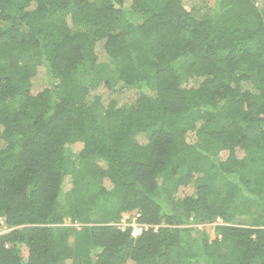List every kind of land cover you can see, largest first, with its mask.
<instances>
[{
    "label": "trees",
    "instance_id": "1",
    "mask_svg": "<svg viewBox=\"0 0 264 264\" xmlns=\"http://www.w3.org/2000/svg\"><path fill=\"white\" fill-rule=\"evenodd\" d=\"M184 1L0 0V264H264V0Z\"/></svg>",
    "mask_w": 264,
    "mask_h": 264
},
{
    "label": "rangeland",
    "instance_id": "2",
    "mask_svg": "<svg viewBox=\"0 0 264 264\" xmlns=\"http://www.w3.org/2000/svg\"><path fill=\"white\" fill-rule=\"evenodd\" d=\"M199 1L200 0H185L184 1V5H185V7L186 8H188V9H190L192 6H194L195 5V7L197 6V4L199 3ZM259 2H262V0H258ZM197 10V7L195 8V11ZM200 12V13H199ZM196 13H199V15L201 14V11H197ZM101 53H103L102 52V50L100 49V48H97V54L98 55H100ZM44 75H45V73L42 71V69L39 71V73H38V75L35 77V79H34V83H36L37 84V82L36 81H38L39 82V80L40 81H43L44 80ZM39 79V80H38ZM37 85H39V84H37ZM193 192V187L192 186H189V187H187L186 189H185V194H191ZM127 215L126 214H124L123 216H122V219H121V221H120V223H119V225L123 228V226L125 225V224H127L126 223V219H127ZM132 222H134V220H132ZM132 225L133 226H135L136 224H134V223H132ZM213 226H214V224H212V225H207V226H203V225H200V226H198V228L199 229H201V228H203L205 231H206V233L209 235V238H210V240H212V239H214V228H213ZM136 233H139L138 232V229H136V228H134L133 229V234H136Z\"/></svg>",
    "mask_w": 264,
    "mask_h": 264
},
{
    "label": "built area",
    "instance_id": "3",
    "mask_svg": "<svg viewBox=\"0 0 264 264\" xmlns=\"http://www.w3.org/2000/svg\"><path fill=\"white\" fill-rule=\"evenodd\" d=\"M138 232L140 233V229H138ZM136 234H138V233H136ZM136 234H134V235H136Z\"/></svg>",
    "mask_w": 264,
    "mask_h": 264
}]
</instances>
